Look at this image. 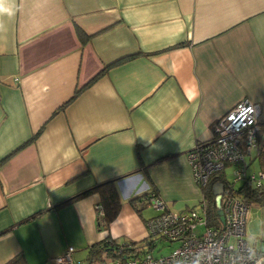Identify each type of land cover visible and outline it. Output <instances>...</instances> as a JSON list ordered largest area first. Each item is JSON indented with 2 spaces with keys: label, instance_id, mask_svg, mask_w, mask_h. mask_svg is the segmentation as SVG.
Instances as JSON below:
<instances>
[{
  "label": "crops",
  "instance_id": "1",
  "mask_svg": "<svg viewBox=\"0 0 264 264\" xmlns=\"http://www.w3.org/2000/svg\"><path fill=\"white\" fill-rule=\"evenodd\" d=\"M5 2L14 15H0V264L19 254L56 264L69 247L81 264L101 240L147 242L149 203L137 210L131 198L154 193L169 211L199 203L187 153L241 100L261 108L246 159L259 164L249 174L264 172V0ZM108 180L120 208L98 227L100 194L82 193ZM245 236L264 254V203L251 204Z\"/></svg>",
  "mask_w": 264,
  "mask_h": 264
},
{
  "label": "built area",
  "instance_id": "2",
  "mask_svg": "<svg viewBox=\"0 0 264 264\" xmlns=\"http://www.w3.org/2000/svg\"><path fill=\"white\" fill-rule=\"evenodd\" d=\"M260 105L248 100L237 102L224 116L213 125V137L198 144L187 153L194 181L200 188L207 187L214 180L220 189L214 193L217 226L208 222L207 200L202 194L199 208L202 216L192 207L188 212L172 213L164 202L154 193L149 201L161 213L146 222L151 238L159 237L168 241H177L178 245L168 254L154 257L150 252L131 257L123 264H261L264 254L254 252L245 236L250 204L234 194L233 184L251 181L261 184L264 172L249 174L246 157L258 150V118ZM228 168H232L230 179L224 177ZM96 214L102 212V206L96 204ZM204 226L201 234L195 229ZM69 247L55 259L56 264H73ZM121 264V263H118Z\"/></svg>",
  "mask_w": 264,
  "mask_h": 264
},
{
  "label": "trees",
  "instance_id": "3",
  "mask_svg": "<svg viewBox=\"0 0 264 264\" xmlns=\"http://www.w3.org/2000/svg\"><path fill=\"white\" fill-rule=\"evenodd\" d=\"M79 33H81V31H79ZM127 58L131 57L129 56ZM125 60L126 58L121 59L117 63L123 62ZM104 70L105 69L97 73L89 83L83 85L81 88L76 89L74 97L92 81L102 75ZM258 153L261 157V165L264 166V154L261 152V150H259ZM236 184H239L238 187H235ZM236 184H233L232 186L235 195H243L245 197L246 202H248L250 205L254 203H264V187L261 184L256 186L249 180L240 181ZM95 190L100 194V201L98 204L102 206V212H97L96 214L98 227H108L109 224L117 216L120 208V198L117 192L115 180H108L98 185H95L89 188L88 190L84 191L82 195H85L88 192ZM202 190L207 200V215L209 225L217 226V213L214 206L216 202V197L214 193H216L217 191H214V188L210 185L207 187H203ZM149 197L150 195L146 193L144 195H139L137 197L131 198L130 201L133 206L137 208V205L135 206V204H137V201L139 202L140 200V202L144 201L150 203ZM137 210L139 209L137 208ZM143 241H130V243L123 245L119 243H114L111 239L101 240L100 242L94 243L87 247L86 264H109L108 260L111 261V264H123L128 258L137 257L140 256V254H143L144 252H149L154 242L153 238H151L149 235L147 242L144 243ZM5 264L28 263L23 254H19L10 259Z\"/></svg>",
  "mask_w": 264,
  "mask_h": 264
},
{
  "label": "rangeland",
  "instance_id": "4",
  "mask_svg": "<svg viewBox=\"0 0 264 264\" xmlns=\"http://www.w3.org/2000/svg\"><path fill=\"white\" fill-rule=\"evenodd\" d=\"M213 131V130H212ZM190 165V164H189ZM191 167V166H190ZM258 168H259V164H258V161H256V160H253V162L251 163V164H249V166H248V169H247V171H249V172H253V171H255V172H257V170H258ZM232 172V168H228L227 169V171H226V176L227 177H230V173ZM238 183V182H237ZM238 185L239 184H236V186L235 187H238ZM242 195V194H241ZM236 197H238V198H240V199H242V200H245V197L242 195V196H240V195H236ZM246 201V200H245ZM195 205V206H194ZM178 207V206H177ZM192 207H194V209L199 213V215L200 216H202L203 214H202V211H201V209L199 208V203L197 202V203H191L190 205H189V208L188 209H183L184 211H182V210H180V211H178V209L179 208H177V209H175V207L174 208H171L170 209V212H172V213H183V212H188L190 209H192ZM95 211H96V209H95ZM142 211H144L145 212V214L148 216L147 217V219L149 218V217H153V216H156V215H158V214H160L161 213V211H162V209H160V208H156L155 206H154V204H153V202L151 201L149 204H148V206H145L143 209H142ZM182 211V212H181ZM190 212V211H189ZM203 230H204V226H202V225H198L197 226V228L195 229V232L199 235V234H201L202 232H203ZM153 244H152V248L149 250V252L154 256V257H156V256H161V255H166V254H168L173 248H175L177 245H178V242L177 241H168V240H166V239H161V238H159V237H155L154 239H153ZM84 253H85V255H86V250L83 252V255H82V257L84 256ZM80 254H82V250H81V253ZM79 254V255H80ZM141 255H143V254H141ZM140 255V256H141ZM86 257V256H85ZM78 260V259H77ZM108 263L109 264H111V261H109L108 260ZM81 264H86V261L84 260V259H81Z\"/></svg>",
  "mask_w": 264,
  "mask_h": 264
},
{
  "label": "clouds",
  "instance_id": "5",
  "mask_svg": "<svg viewBox=\"0 0 264 264\" xmlns=\"http://www.w3.org/2000/svg\"><path fill=\"white\" fill-rule=\"evenodd\" d=\"M0 15H14V8L11 4L5 2V0H0ZM2 27V25H0Z\"/></svg>",
  "mask_w": 264,
  "mask_h": 264
}]
</instances>
